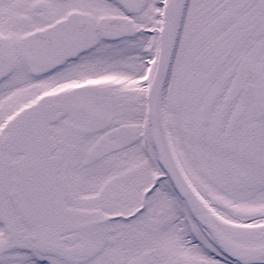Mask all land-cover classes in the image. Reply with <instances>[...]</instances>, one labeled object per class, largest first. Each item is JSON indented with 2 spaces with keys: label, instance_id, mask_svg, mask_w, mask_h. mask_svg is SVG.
<instances>
[{
  "label": "snow or ice",
  "instance_id": "obj_1",
  "mask_svg": "<svg viewBox=\"0 0 264 264\" xmlns=\"http://www.w3.org/2000/svg\"><path fill=\"white\" fill-rule=\"evenodd\" d=\"M0 264H264V0H0Z\"/></svg>",
  "mask_w": 264,
  "mask_h": 264
}]
</instances>
